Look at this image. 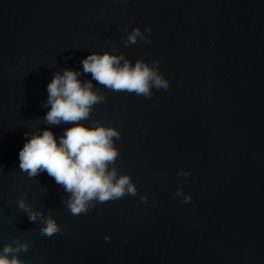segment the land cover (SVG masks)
Here are the masks:
<instances>
[{
    "label": "water",
    "instance_id": "1",
    "mask_svg": "<svg viewBox=\"0 0 264 264\" xmlns=\"http://www.w3.org/2000/svg\"><path fill=\"white\" fill-rule=\"evenodd\" d=\"M137 26H151L150 43L125 47ZM113 45L133 64L159 59L170 88L148 99L92 81L107 99L82 122L120 130L117 164L139 192L73 216L52 177L19 170V152L38 129L59 143L73 126L43 121L54 74L91 80L82 60ZM24 193L64 231L40 235L16 206ZM9 216L0 248L31 240L26 264H264V0H0V217Z\"/></svg>",
    "mask_w": 264,
    "mask_h": 264
},
{
    "label": "clouds",
    "instance_id": "2",
    "mask_svg": "<svg viewBox=\"0 0 264 264\" xmlns=\"http://www.w3.org/2000/svg\"><path fill=\"white\" fill-rule=\"evenodd\" d=\"M125 27V31H128ZM151 31V26L144 29L133 28L123 43L125 47L138 41L149 42L145 35ZM113 51L92 52L82 60L83 73L91 74V80L81 82L80 72L66 68L57 71L48 84V98L43 106L50 110L43 117L48 125L71 124L60 136L59 143L53 131L48 128L38 129L31 133L19 152V170L29 179L41 172H46L69 195L63 199L65 207L73 216L87 214L98 203L115 201L125 196H137L139 189L130 173H121L117 164L120 150L115 141L122 139V133L114 126L94 121L89 126L82 121L89 120L93 108L104 103L106 95L94 88L92 81L115 92L134 93L137 96L152 98L155 90L167 91L170 88L169 79L160 71V60L149 63L138 59L133 64L119 47L113 45ZM30 133H25L29 136ZM191 173L181 170L178 175L187 177ZM175 195L182 198L183 203L193 199L190 193L185 194L183 188H178ZM147 192L140 195L139 203L146 202ZM16 206L26 213L32 222L39 221L40 235L52 237L62 233L64 228L52 215V209L45 215L42 209L35 208L28 202V194L19 195ZM14 216L0 217V223H12ZM110 239L105 237V240ZM31 240L14 238L12 242L0 248V264H26L21 253H27Z\"/></svg>",
    "mask_w": 264,
    "mask_h": 264
}]
</instances>
